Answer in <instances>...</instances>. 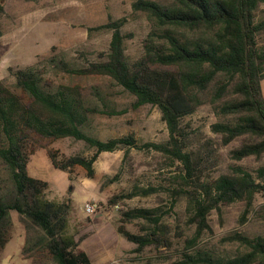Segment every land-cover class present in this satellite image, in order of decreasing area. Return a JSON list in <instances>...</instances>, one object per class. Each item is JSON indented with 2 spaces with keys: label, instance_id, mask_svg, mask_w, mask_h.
Instances as JSON below:
<instances>
[{
  "label": "trees",
  "instance_id": "obj_1",
  "mask_svg": "<svg viewBox=\"0 0 264 264\" xmlns=\"http://www.w3.org/2000/svg\"><path fill=\"white\" fill-rule=\"evenodd\" d=\"M5 2L0 0V15ZM263 5L264 0H172L170 5L138 0L133 10L146 14L155 26L145 41L144 57L136 63L131 64L127 55L123 33L127 19L122 18L91 29L113 33L104 58L76 66L53 49L50 56L28 68L11 69L16 82L0 83V251L9 241L12 213L16 212L26 232L23 255L34 264L45 257L54 264H92L87 253L79 249L80 241L68 235L71 204L49 201L48 184L28 174L38 138H71L95 150L90 159L73 157L63 163L50 152L53 166L64 172L81 166L93 178L100 154L149 147L180 162L186 171V177L180 178L188 183L196 169L191 155L184 152L182 119L208 105L222 119L212 131L224 145L246 139L232 151L234 160L263 158L264 16L259 17ZM179 30L201 36L184 38ZM61 76L108 79L135 98L133 108L157 106L169 140L139 146L132 136L102 141L89 134L96 116L122 114L117 110L116 96L103 84L86 88L64 83ZM154 192L149 189L145 194ZM189 193L198 195L193 197L197 235L186 241L169 264H264V235L229 234L223 242L238 248L229 257L197 249L199 237L211 230L210 215L222 206L241 202L245 205L242 225L254 214L264 227V205L255 210L256 196L264 193V165L255 173L233 167L213 182L197 183ZM124 217L127 221L144 219L155 226L160 223L151 210L129 211ZM120 233L136 246L133 252L138 255L148 247L160 249L168 243L154 231L145 235Z\"/></svg>",
  "mask_w": 264,
  "mask_h": 264
},
{
  "label": "rangeland",
  "instance_id": "obj_2",
  "mask_svg": "<svg viewBox=\"0 0 264 264\" xmlns=\"http://www.w3.org/2000/svg\"><path fill=\"white\" fill-rule=\"evenodd\" d=\"M138 0H6L4 13L0 15V83L13 85L16 80L10 70L25 69L39 59L56 53H64L67 60L76 66L104 58L110 50L113 33L107 30H91L110 20L127 19L123 28L126 35V51L134 64L145 54L144 44L154 29V22L133 10ZM170 5L172 0H151ZM264 16V5L259 17ZM186 38H198L201 33L179 30ZM264 42V37L261 40ZM60 80L72 85L90 87L103 84L115 95L118 115H98L87 132L102 141L132 136L139 146L164 144L169 140V131L157 106L145 105L133 108L135 98L108 79L61 76ZM264 93V81L262 82ZM221 118L208 106L182 119L184 152L192 158L195 177L187 183L184 166L153 148L143 147L102 153L94 164V176L81 166L70 172L56 169L49 157L54 153L58 162L73 157L90 159L95 150L86 143L71 138L52 140L36 139L38 147L30 157L28 174L48 184L46 198L49 201L69 202L68 235L80 241L79 249L89 256L92 264H169L185 247L186 241L197 235L193 223L194 203L189 195L197 183H210L233 167H242L255 173L264 165V157L243 161L232 158V151L246 139L240 138L224 145L221 137L212 131V126ZM149 189L156 192L146 195ZM184 192L183 194L179 192ZM189 194H187V193ZM94 203L98 211L93 215L85 212V205ZM264 205V193L255 200V210ZM151 210L160 219L159 226L147 220H126L124 214L134 210ZM245 205L236 202L222 206L209 217L210 231L198 239L197 249L210 251L216 256L229 257L238 250L223 239L235 231L250 237L264 235L262 221L251 214L242 225ZM13 227L9 241L0 251V264H34L23 255L26 232L16 212L12 213ZM133 235L156 232L167 239L166 247L154 246L143 254L133 252L136 246L120 231ZM168 260V261H167ZM167 261V262H164ZM39 264H54L48 257Z\"/></svg>",
  "mask_w": 264,
  "mask_h": 264
},
{
  "label": "built area",
  "instance_id": "obj_3",
  "mask_svg": "<svg viewBox=\"0 0 264 264\" xmlns=\"http://www.w3.org/2000/svg\"><path fill=\"white\" fill-rule=\"evenodd\" d=\"M98 211V206L94 203H87L85 205V212L88 215H93L94 213H96Z\"/></svg>",
  "mask_w": 264,
  "mask_h": 264
}]
</instances>
